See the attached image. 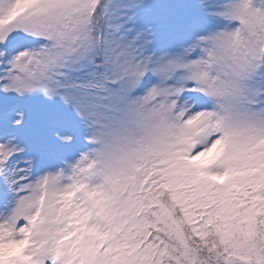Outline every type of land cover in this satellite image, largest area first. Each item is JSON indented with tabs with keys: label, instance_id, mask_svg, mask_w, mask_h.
I'll return each instance as SVG.
<instances>
[{
	"label": "rangeland",
	"instance_id": "obj_1",
	"mask_svg": "<svg viewBox=\"0 0 264 264\" xmlns=\"http://www.w3.org/2000/svg\"><path fill=\"white\" fill-rule=\"evenodd\" d=\"M190 2L191 11L166 0L161 19L125 32L127 79L119 86L109 82L119 73L111 68L100 99L46 101V117L37 119L35 95L49 90L46 37L58 35L65 9L58 13L53 0H0V264H98L107 238L100 224L125 220L112 219L120 184L153 157L172 177H186L176 171L182 165L224 185L240 147L264 144V57L237 67L243 49L260 45L251 37L264 25V0H212L204 15ZM258 227L247 260L264 264ZM227 252L198 262L228 264ZM247 260L238 250L236 264Z\"/></svg>",
	"mask_w": 264,
	"mask_h": 264
},
{
	"label": "trees",
	"instance_id": "obj_2",
	"mask_svg": "<svg viewBox=\"0 0 264 264\" xmlns=\"http://www.w3.org/2000/svg\"><path fill=\"white\" fill-rule=\"evenodd\" d=\"M211 3L195 0L193 10L198 8L204 15L210 6L214 9ZM56 4L58 13L61 5L65 11L53 29L58 35L53 32L46 37L52 46L48 50L52 59L46 71L49 77L42 83L49 90L35 95L37 119L46 117V101L63 105L73 95L85 96L87 101L103 88L105 91L104 76L111 68L119 69V73L117 80L109 82L119 86L122 79H127L121 76L126 67L123 52L131 42L125 32H139L144 24L166 13V0H134L124 6L119 0H53ZM178 4L191 11L190 0H178ZM251 40L260 45L249 46L246 55L242 50L238 69H244L247 60L255 62L254 67L261 64L263 24H257ZM260 70L264 72V66ZM47 95L52 99L45 98ZM246 147H240L241 157L233 155L240 160L226 164L231 177L224 185L215 182L209 173L198 177L194 167L182 165L176 171H185L186 177H172L175 172L168 171L159 157H153L144 173H137L132 181L125 179L112 203V219L125 220L117 225L113 221L107 226L100 224L107 238L99 245L102 254L98 264H200L198 259L203 255L222 251H228V264H236L238 250L246 252V260L254 257L251 252L258 246L254 245L252 228L259 225L264 229V144L257 141ZM144 196L149 197L145 204L141 203ZM174 208L179 211L169 210ZM247 262L256 264V260Z\"/></svg>",
	"mask_w": 264,
	"mask_h": 264
}]
</instances>
